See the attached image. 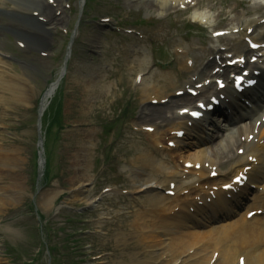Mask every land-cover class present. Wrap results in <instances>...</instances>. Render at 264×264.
<instances>
[{"label":"rangeland","instance_id":"rangeland-1","mask_svg":"<svg viewBox=\"0 0 264 264\" xmlns=\"http://www.w3.org/2000/svg\"><path fill=\"white\" fill-rule=\"evenodd\" d=\"M3 1L6 4L0 6V14L6 17L8 12L6 6L11 5L13 1ZM68 1L77 5L76 0H63L62 3ZM23 3L25 5L29 4L27 0H24ZM129 10L130 8L125 7V0H91L88 16L84 15L83 18L80 15V9L67 11L68 14L65 13V21L62 22L60 28L57 27L53 32L48 33L47 38L45 37L47 39L46 44L42 40L31 39V35L16 34L14 32L16 30L6 26L1 28L3 25L0 26V46L5 50H13L17 53L16 56H13L16 59L8 63V69L19 76H23L24 72H29L31 75L30 80L23 83V87L27 92L24 91V94L20 96L21 99L5 93L4 98L0 100V142L3 150V160L0 162L1 169L3 168L1 170L3 173L1 189L9 192L10 188L5 187V182L10 187L12 185L21 186L27 192L25 195H21L22 197L0 196V206L2 204L6 205V208L0 212V218L4 223L1 227L3 230L6 229L9 233L15 235L16 243L24 242L22 244L24 246L23 250L28 255L35 253L34 251L38 245L46 239L45 236L39 235L41 231L38 230L39 228L48 225L49 230L55 229L58 234L54 235L52 233V239L47 241L48 243L46 242V248L43 250L41 260L38 263L48 264L49 253L47 247L62 242V239L67 249L76 244L63 236V233L59 231L60 227H63L66 232L77 230L81 234V231H83L79 244H92L94 246L88 251L89 255L86 254V257L73 258L68 263L86 264L82 263L85 260L87 264H95L93 261L94 256H98L95 253H103L102 262L108 260L110 264H120L122 258H127L121 247H119L120 251L118 253L110 258L107 257L103 251L112 252L114 250V236L111 234L117 229L113 225L107 224L106 219H102L98 223L93 221L99 218L100 215H108V212L113 209H124L127 206L130 208L135 207L131 197L121 196L116 198L108 194L100 199L97 205L90 206L84 212L64 211L61 216L46 221H42L36 213L28 209L19 213H16L17 209H7L8 207H16L20 203L25 204L31 194L37 195L40 200L48 199L49 196L60 192L62 186L70 190V197L75 196L71 200L76 201V207L83 206V200L75 192H72L71 183L76 175L75 155L80 152L87 140H91V144L87 145L88 153L85 158L86 164L90 167L89 177H87L89 183L87 195L89 198L95 194L97 197L102 195V189L105 186L120 181L119 173L122 171L127 172L126 166H122L119 162L120 156L124 157L127 165L129 157L137 158V156L142 155L144 149L148 148L149 142L145 129L142 126H139L137 131L132 129V126L136 123L137 112L132 115L131 109L133 107L137 108L141 101L136 99L138 94L136 89L141 86L135 84L133 87L132 76L140 69L135 68L132 71L126 67L136 64L133 57L144 54L148 56L150 60L149 68L153 71L156 67L161 69V65H166V68L171 70L177 62L175 53L170 51L174 48V45L169 44L164 49L160 48L155 51L154 46L151 44L139 40L136 36L117 34L109 25L104 27L85 24V19L92 16L108 14H119L118 16L134 15L136 16L135 20H137L136 18L147 15L145 8H137L131 12ZM21 16V14H17L16 17L39 29L36 21L29 22L28 19H24L29 17L23 18ZM9 17H15V14L9 12ZM177 17L179 16L172 14L173 20L176 21ZM179 23L182 24L181 21ZM78 24H81L83 28V36L80 39L77 37L75 40L72 39L71 34H73L75 25ZM161 24L165 30L171 29L173 33L179 31L185 34L188 30L187 27L172 23L171 20H164ZM66 26L71 32L70 35L63 30ZM155 27L157 25L151 23L141 25V28L149 31H152ZM63 33L67 34V37ZM16 35L19 37L24 36L31 45H37L41 49L20 46L14 42L13 36ZM77 35L79 36V34ZM164 39L167 40L168 37ZM181 39L187 45L197 43L189 38L186 40V36ZM69 49L72 50V55L68 57ZM54 54H57V56L54 57ZM67 57L69 60L66 66L63 88H59L62 83L58 84L52 94L53 96L61 94L63 89L66 130H63L60 134L61 137H64V140L60 141L58 137L54 142L56 147H53V150H57V152L53 153L52 160L55 172L62 168L63 176L58 178L55 175L48 189L42 188L39 193H36V188L32 187L30 182L32 178L30 161L33 158L36 160L35 154H37L38 149V137L35 129L38 109L45 91L51 89L52 84L57 82L58 75L64 67ZM18 64L21 66L18 67ZM90 85H92L91 88ZM113 97L120 99V101L111 107L113 101L112 104L107 106V113L103 112L99 105L104 104V100L107 101L108 98ZM127 107L125 117L119 123L111 126L113 128L112 132L104 133L103 126L106 118H109L110 121L116 119L117 115H122ZM90 131L91 133H89ZM58 155H60L61 161L58 160ZM115 159L118 165H114ZM98 162L106 163L108 170L104 171L103 167L97 175L95 169L98 167ZM117 171L118 173L115 174ZM4 175L5 179H3ZM100 209L101 214L97 215L95 212ZM44 211L45 209H43ZM69 218L74 219L75 223L67 222ZM126 228L130 229L129 227ZM0 243H2V240ZM31 243L33 244L30 246ZM4 249H6V246ZM15 261L3 252V249H0V264H22L19 260ZM55 261H58L57 257Z\"/></svg>","mask_w":264,"mask_h":264},{"label":"bare ground","instance_id":"bare-ground-1","mask_svg":"<svg viewBox=\"0 0 264 264\" xmlns=\"http://www.w3.org/2000/svg\"><path fill=\"white\" fill-rule=\"evenodd\" d=\"M56 1L60 2L61 0ZM177 1L181 0H137L136 3L143 4L147 11L153 12L159 11V7L165 5L172 8ZM186 1L183 0L182 4H185ZM3 2V0H0V6ZM34 3L37 4L40 14L44 17L41 23L45 30H42V36L31 37V39L42 40L46 44L47 36L45 38L44 34L48 30V26L51 24L57 26L60 19L56 16L54 6L47 0ZM260 6L263 5L259 2H255L253 5L254 8ZM17 8L18 12L27 11L22 7ZM12 10L15 11V9ZM7 15L9 16V13ZM16 16L17 14H15ZM23 16H29V18L23 17L28 19L29 22L35 21V18L31 15L23 14ZM241 16L240 13H237V20H240ZM2 18V14H0V22L4 21H2ZM61 20H63V17ZM12 28L22 31L19 27ZM24 30L26 33H33L32 29ZM214 61L210 60L206 63L211 71ZM136 62V68L140 70H146L149 66V59L146 56L138 57ZM0 63H4L1 56ZM2 65H0V100L4 98L5 93L21 99L20 96L26 91L23 87L24 80L16 79V76L7 72ZM183 66L190 69L187 64ZM206 66L203 71L209 70ZM169 73L154 70V74L165 78V80H167ZM154 74L152 73L150 76L152 81L155 80ZM25 80L28 81V79ZM141 81H143V77ZM91 87L92 85H90ZM158 93V90H150L146 98L157 99L159 98ZM51 94L52 90H49L44 97V102ZM90 95L89 97H91ZM94 96L96 95L94 94ZM164 109L163 106L146 107L145 110L143 108L144 112L141 113L140 118L143 116L152 122L160 120L166 123L174 120V118H179L181 123L175 127L187 129L184 121L185 116H175L172 112V117H164ZM153 126H156V128L154 132L148 133L150 147L145 150L141 164L144 176L135 178L140 184L134 188L135 190H144L148 200L144 207L132 210L126 216V218L131 219L132 231L127 233L122 230L115 234L121 246L132 245L134 249H140L144 246L149 250V253L144 256L140 252H128L131 261L129 264H152L151 261H155L154 264H209L215 251L218 252V255L213 264H237L241 255L245 256L246 264H264V226L256 224V222H248L244 216L236 217L230 209H224L218 216L209 215L212 209L217 205L219 206L225 198V192L221 189L216 191L214 188L230 181L245 166L251 167L249 173L253 181L260 182L264 186V127H259L255 133V130L251 129L250 126L245 125L243 128L237 126V135L233 134L229 139L235 138L243 131L250 129L253 130V134L255 133L254 138L249 143H247V140L242 142L247 148L248 154L246 156L235 154L230 159L227 158L226 161H219V158L224 155V148L228 145L223 141L212 143L213 139L206 141L200 136L196 137L191 134L180 139L172 131L167 130L163 133L157 124H153ZM189 138L193 141H188ZM172 140L176 144L174 148L168 145L169 141ZM88 144H91V140L84 142L80 150L81 153L79 152L76 155L77 174L76 180L73 182L77 194L79 196L83 195L84 199L87 198V201L86 192L88 189L86 183L90 167L86 164L85 158L88 153ZM2 151L0 147V162L3 160ZM168 156L174 162L167 159ZM249 156L256 158V161H250ZM200 162L202 165L200 170L185 169L186 163L196 165ZM206 162L212 164L210 169L206 168ZM227 162L226 169H222ZM173 163L175 168H173ZM213 166H217L216 169L219 174L212 178L210 173L213 171ZM178 171L189 172V174L194 173L196 177L192 176L190 180H180L175 189L176 194L173 197L167 196L164 192L158 190L159 176L162 178V182H167V180H173L176 175H179ZM212 193H215L216 199L209 204L207 200ZM260 195L264 198V191ZM55 197L56 194L49 202L53 201ZM201 201L203 202L202 205H200ZM191 208H194L195 211L192 212ZM112 215L115 216V214ZM263 218L264 215L259 216L260 220ZM133 225L135 228H133ZM133 239H135V242L131 243ZM145 258L150 262L145 261Z\"/></svg>","mask_w":264,"mask_h":264},{"label":"snow or ice","instance_id":"snow-or-ice-1","mask_svg":"<svg viewBox=\"0 0 264 264\" xmlns=\"http://www.w3.org/2000/svg\"><path fill=\"white\" fill-rule=\"evenodd\" d=\"M196 115H198V113Z\"/></svg>","mask_w":264,"mask_h":264}]
</instances>
